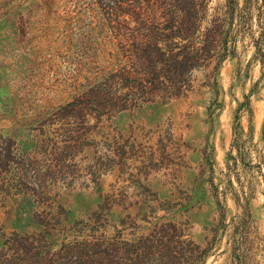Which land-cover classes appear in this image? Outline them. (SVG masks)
I'll list each match as a JSON object with an SVG mask.
<instances>
[{"label":"rangeland","instance_id":"rangeland-1","mask_svg":"<svg viewBox=\"0 0 264 264\" xmlns=\"http://www.w3.org/2000/svg\"><path fill=\"white\" fill-rule=\"evenodd\" d=\"M236 1L210 77L124 101L108 0H0V264H163L165 232L264 264V0Z\"/></svg>","mask_w":264,"mask_h":264},{"label":"trees","instance_id":"trees-1","mask_svg":"<svg viewBox=\"0 0 264 264\" xmlns=\"http://www.w3.org/2000/svg\"><path fill=\"white\" fill-rule=\"evenodd\" d=\"M108 1L117 45L111 55L119 68L109 74L104 84H117L118 90L126 89L124 101L138 100L137 96L141 95L180 97L191 89L190 76L194 70L206 69L215 63L207 74L210 77L235 44L236 0H227L223 15L213 17L204 30L201 27L207 0ZM131 21L135 28L128 34L124 27ZM81 104L75 101L67 106L80 113ZM157 242L165 251L160 263L195 264L201 259L193 250L177 249L184 241L166 232Z\"/></svg>","mask_w":264,"mask_h":264}]
</instances>
